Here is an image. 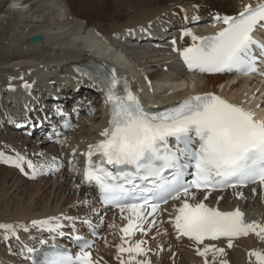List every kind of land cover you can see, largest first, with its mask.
Segmentation results:
<instances>
[{"label": "bare ground", "instance_id": "obj_1", "mask_svg": "<svg viewBox=\"0 0 264 264\" xmlns=\"http://www.w3.org/2000/svg\"><path fill=\"white\" fill-rule=\"evenodd\" d=\"M24 1L15 0L12 20L4 23V18L0 17V28L3 30L0 38V100L6 92L12 94L8 87L15 85L18 80V89L25 79L33 84L35 71L43 73L41 82L46 84V90L36 84L34 88L39 87V91L46 92L54 81L66 78L72 81L70 88L75 89L88 82L84 75L75 70L81 61L98 62L106 66L105 61L115 60L127 69L133 86L147 99L158 100L156 104H168L191 95L210 93L235 105H240V101L245 104V101L251 100L253 104L246 111L255 117L264 118V109L259 110L258 107L264 98H258V93H255L261 87L258 83L251 84L245 80L235 85L229 82L231 75L195 77L177 67L175 59L179 49L198 45L204 34L201 29L207 24L214 25L218 20L219 28L223 29L220 26L222 16L237 15L245 6L253 7L264 0H92L94 8L87 6L91 0H41L34 12L25 10L28 1ZM86 10L88 13L83 18ZM123 12L127 16L118 20ZM199 18L206 20L207 24L191 26ZM158 21L164 23V28L173 27L174 47L162 44L151 48H128L132 54H116L119 57L115 59V55L104 53V44L122 46L116 40L117 33ZM184 32L191 35H184ZM35 34L40 35L41 40L31 44L29 38ZM92 54L102 60H97ZM165 69H168L167 72H164ZM223 83L226 87L221 92L219 87ZM158 88L164 89L162 95H158ZM92 96L97 99L94 93ZM260 107H264V103ZM256 109L260 112H255ZM0 118V121L4 120V117ZM102 124L103 118L100 116L88 121L82 118L75 132L67 135L72 138V135L77 134L75 141L69 144L68 151L52 145L46 147L43 142L25 139L17 132L5 131L0 127V163L3 164L0 165V224L11 225L12 228V231L9 228L0 230L2 257L9 256L7 249L1 247L2 237L11 243L16 234L24 235L22 228H34L33 221L46 220L47 225L54 222L64 225L60 221L88 212L86 210L82 214L76 210L81 205L92 203L93 191H85L87 197L84 198L82 179L74 163V170H71L60 159L62 155L70 156L73 153L78 157L94 145V139L104 132ZM15 161L20 163V167L13 168ZM27 161L36 167L28 169ZM61 166L63 170L59 173L56 169ZM33 171L38 174L37 181L27 180L33 176ZM246 197V202H237L226 196L220 206H240L246 211L251 223L264 226V198L260 194L255 197L250 193ZM215 201L213 199L212 203L215 204ZM122 224L120 217L110 214L104 230V237L108 238L100 241L95 251L98 261L120 264L119 229ZM153 237L156 238L152 240ZM148 239V246L152 250L150 264H202L197 253L199 246L190 240L176 241L171 227L165 221L157 222ZM219 245L225 247V243ZM253 252L264 255V241L251 232L249 236L236 241L213 264H259L256 256L251 255Z\"/></svg>", "mask_w": 264, "mask_h": 264}, {"label": "snow or ice", "instance_id": "obj_2", "mask_svg": "<svg viewBox=\"0 0 264 264\" xmlns=\"http://www.w3.org/2000/svg\"><path fill=\"white\" fill-rule=\"evenodd\" d=\"M223 22L227 27L215 37L201 46L183 50L185 62L201 72H256V61L264 62V44L256 41L252 33L257 26L264 29V3L255 9L245 6L238 18H223ZM254 48L258 51L254 52ZM116 86L114 78L105 85L112 118L110 129L101 133L105 139L94 148L105 163L132 166L134 170L113 174L101 167L89 171L87 179L96 182L105 203L126 205L134 214L135 219L121 229L125 235L131 236L137 229L143 231L141 209L148 206L152 210L149 215L156 212L159 205L153 201L179 199L181 191L188 196L192 187H235L233 181L264 185V120H256L253 113L212 94L189 97L176 107L150 113L132 92L117 94ZM194 137L197 146H193ZM169 138L175 143L170 144ZM26 163L29 168L36 167L31 161ZM190 167L195 169V179L187 183L183 177ZM168 170L171 179L163 175ZM177 211L176 228L198 243L205 238L246 236L249 231L264 239V226L246 222L238 209L221 212L203 202L190 205L185 201ZM37 223L40 222L33 221L34 225ZM10 227L0 224V229ZM142 243L137 241L134 246L121 247L120 251L142 254ZM210 250L205 248L199 254L203 256ZM251 255L264 264V255L258 252ZM62 260L66 264H93L88 252H81L75 259L65 255Z\"/></svg>", "mask_w": 264, "mask_h": 264}, {"label": "rangeland", "instance_id": "obj_3", "mask_svg": "<svg viewBox=\"0 0 264 264\" xmlns=\"http://www.w3.org/2000/svg\"><path fill=\"white\" fill-rule=\"evenodd\" d=\"M32 1H35V0H32ZM38 2L41 1V0H37ZM114 1V0H113ZM13 2L14 0H0V17H3L4 18V23L7 22V20H12L14 18L13 16V12L14 11H11L12 10V5H13ZM88 2V1H87ZM92 4V5H91ZM94 2L91 0L88 2L87 6L88 8H94L93 6ZM30 5V9H32V12L35 11L36 7L38 6V4H29ZM90 5V6H89ZM26 8V7H25ZM28 8V6H27ZM96 8V7H95ZM15 9V8H14ZM13 9V10H14ZM25 10H28V9H25ZM88 13V10H86L84 13H83V18L86 17ZM127 16L126 12H123L122 15L118 16V20L120 19H123ZM2 29L0 28V38L3 36L2 34ZM159 90V89H158ZM161 90H164V89H161ZM164 92V91H163ZM0 165L2 166L3 164L0 163Z\"/></svg>", "mask_w": 264, "mask_h": 264}, {"label": "water", "instance_id": "obj_4", "mask_svg": "<svg viewBox=\"0 0 264 264\" xmlns=\"http://www.w3.org/2000/svg\"><path fill=\"white\" fill-rule=\"evenodd\" d=\"M40 40V37L39 36H33L32 38H31V42H37V41H39Z\"/></svg>", "mask_w": 264, "mask_h": 264}]
</instances>
